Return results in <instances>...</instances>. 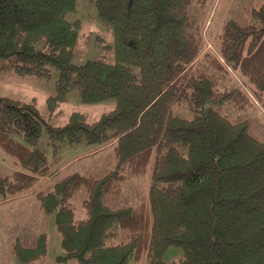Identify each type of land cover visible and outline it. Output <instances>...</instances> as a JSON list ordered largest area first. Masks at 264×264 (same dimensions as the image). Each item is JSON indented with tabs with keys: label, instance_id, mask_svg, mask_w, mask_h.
I'll return each instance as SVG.
<instances>
[{
	"label": "trees",
	"instance_id": "trees-1",
	"mask_svg": "<svg viewBox=\"0 0 264 264\" xmlns=\"http://www.w3.org/2000/svg\"><path fill=\"white\" fill-rule=\"evenodd\" d=\"M210 1L95 0L114 31L115 61L79 63L80 23L66 15L77 0H0V72L55 73L50 106L74 89L86 103L116 99L97 119L74 111L54 125L35 99L0 94V146L17 167L0 175V194L33 192L53 215L64 249L58 264H264V140L214 107L239 104L245 89L212 77L239 72L264 106V2L247 9V20L231 17L213 30L191 13ZM79 143L113 146L115 167L51 182L63 147ZM136 179L148 185L137 204L104 201ZM79 190L87 194L82 218L70 203ZM169 245L182 246L183 256L165 261ZM47 247L46 231L33 246L12 243L22 264Z\"/></svg>",
	"mask_w": 264,
	"mask_h": 264
},
{
	"label": "rangeland",
	"instance_id": "rangeland-1",
	"mask_svg": "<svg viewBox=\"0 0 264 264\" xmlns=\"http://www.w3.org/2000/svg\"><path fill=\"white\" fill-rule=\"evenodd\" d=\"M264 0H211L201 9L193 8L194 17L205 18L210 28L219 30L226 21L231 18L247 20L248 8L260 6ZM70 21L78 20L80 23L79 55L75 62H85L88 59L103 58L115 61L114 31L112 25L102 20L98 14L95 0H77L74 9L67 12ZM223 87L240 85L245 89L247 98L239 104L227 101L214 105L221 113L235 121H248L250 132L261 140H264V106L262 98L251 93L246 78L237 71H231L229 76L224 77L217 72L212 73ZM230 77V78H229ZM57 93V76L49 77L35 74L21 76L15 73L0 72V94L8 95L16 99L28 101L35 99L41 115L54 125H62L69 120L74 111L87 114L89 120L97 119L103 112L114 108L116 99H108L86 103L80 98L78 90L68 93L65 101L48 105L47 98ZM250 94H252L250 96ZM175 112L179 110L174 109ZM181 114H188L187 107L180 110ZM50 138L45 133L41 140V147L47 149L48 155L52 156V147L48 144ZM116 158L113 146H107L97 150V146L86 143L75 145L67 144L63 147V159L56 165L57 174L52 175V181L59 180L64 176L75 172L95 171L103 175L115 167ZM64 167V168H62ZM17 167L13 157L0 146V175L8 174ZM47 183V179H45ZM147 181L136 179L124 185L121 195H108L104 201L112 207L118 208L137 204L147 188ZM32 195L14 199V196L4 198L0 194V264H22L12 251V243L19 237L24 245L36 244L39 234L47 233V252L35 263L31 264H58L56 258L64 253L62 239L58 232L53 215L45 212L42 204ZM87 196L85 190L77 191L70 199L71 205L76 210V217L82 218L86 210L82 205V199ZM184 248L180 245H169L163 253L165 261H174L183 256ZM65 264H80L71 259Z\"/></svg>",
	"mask_w": 264,
	"mask_h": 264
},
{
	"label": "crops",
	"instance_id": "crops-1",
	"mask_svg": "<svg viewBox=\"0 0 264 264\" xmlns=\"http://www.w3.org/2000/svg\"><path fill=\"white\" fill-rule=\"evenodd\" d=\"M62 168H64V167H62ZM29 195H32L29 199H33V198H34L33 192H27V193H23V194H20V195H16V196H14L13 198H14V199H17V198H19V197H22V196H29ZM4 198H6V197L4 196Z\"/></svg>",
	"mask_w": 264,
	"mask_h": 264
}]
</instances>
